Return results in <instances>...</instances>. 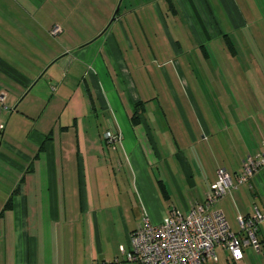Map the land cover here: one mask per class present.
<instances>
[{
  "label": "crops",
  "instance_id": "crops-1",
  "mask_svg": "<svg viewBox=\"0 0 264 264\" xmlns=\"http://www.w3.org/2000/svg\"><path fill=\"white\" fill-rule=\"evenodd\" d=\"M50 2L61 17L49 19ZM85 6L99 7L100 25L76 42L71 33L87 21L78 13ZM135 21L137 53L129 33ZM56 25L57 39L50 32ZM64 33L69 44L60 40ZM129 61L144 65V79L166 80L161 65H209L236 77L223 82L227 94L207 95V110L191 104L186 115H171L185 124L169 126L168 140H156L144 122L149 144L138 143L125 106L140 100L131 91ZM227 101L237 103L232 117L239 120L217 141L210 135L224 128L226 111L216 112L214 103ZM257 101L264 102V0H0V264H140L127 262L119 247L130 248L143 216L158 224L173 210L185 214L204 203L218 168L234 179L248 156L263 153L264 111L251 106ZM70 103L77 108L66 112ZM98 105L120 136L118 174L111 160L86 158L103 143L87 137L78 118L85 109L97 115ZM197 144L207 150L206 163L173 158ZM211 209L237 233V217L264 213V163ZM257 236L259 248L248 246L238 264H264V221ZM215 254L208 264H229L222 247Z\"/></svg>",
  "mask_w": 264,
  "mask_h": 264
},
{
  "label": "rangeland",
  "instance_id": "rangeland-1",
  "mask_svg": "<svg viewBox=\"0 0 264 264\" xmlns=\"http://www.w3.org/2000/svg\"><path fill=\"white\" fill-rule=\"evenodd\" d=\"M86 8L89 7H80L81 12L78 13H86L88 15L87 21L81 23L83 27H80V29H77L75 32L71 33V38H73L76 42L79 41V34L83 35L94 33L95 29L100 25V23L94 18L97 11H99V7H92L94 9L91 11H87ZM45 11L47 12V15L50 20H52L53 18L57 19L58 17H61L64 14L62 8L52 5L51 2L50 5L46 6ZM137 24L138 23L135 21L134 27L131 26L129 31V33L131 34L130 41L134 43L135 53H137L138 50H142V44L140 39L141 34L138 38L139 27ZM125 29L126 31L129 30L127 28V25H125ZM63 36L65 39L68 36V33H64ZM57 37L58 35L54 36V38L56 39ZM71 38L60 40H63V42L66 41L69 44ZM127 55H129V52H125V57H127ZM130 61L127 63V66L129 68V72L131 74L130 76L134 84V86H132L131 88V91L138 94L140 96V100L132 102L133 104L129 103L131 104L130 106L125 103V106L126 109H130V111L132 110V112H130L129 114V120L132 121L135 126H137L136 141H138V143L139 139L141 141V138H144V140L149 144L147 134L148 132L146 126L144 125V122H148V124L146 125L147 127H151V132L153 133V137L156 138V140L159 137L160 139L168 140L169 126H175L174 122L177 120L178 122H180L179 125L185 124L181 123L183 122V119H172V116L177 117L179 115H186V112H190L189 105L191 104H194V107L196 105V108L199 111L201 110L203 112L207 110V95H209L210 93L219 95L220 93L227 94L230 87L225 86L223 82L230 79L235 80L234 77H236L232 73V71L224 70V73H222V71H219L216 67H210L209 65H178L179 67L174 70H172L173 65H161L162 69L166 72V80L162 75L158 79L154 80L152 77L146 75L147 79H144L143 76L139 77V74L142 73L141 68L144 65H132ZM77 104L78 103H70L69 106L66 108V112H68L75 105L77 108ZM236 104L237 103H235L234 101L214 103L216 112L224 110L226 111L224 113L226 116L221 118V125L224 126V128L222 130H215L210 135V138L216 137L217 141H219V139L223 140L225 135L222 133V131H227V129L231 130L234 121L239 120L235 117H232V115L235 116L234 106ZM238 104L241 106L247 105V103L243 102ZM251 106H253V108L255 107L260 109L261 111H264V102H252ZM143 110L146 111V114ZM87 112H89V110L85 109V112L81 113V116L80 118H78V121L81 120L85 125L87 137H92L95 135L97 137L99 136V139H101V143H103V145H101L103 148L97 149V146L94 147V150L89 151L90 155L87 154L86 158L89 160L93 158H97V160L100 159V163H103L105 159H107L108 162H110L111 160L113 168H110L111 170L113 169V174H118V169L116 168L117 165L115 164V162L117 159H119V152L115 149L116 144L114 143L117 139L114 141L105 135V132L114 135V133L108 128L107 124L105 123L106 116H104V112L99 108V105L96 110L97 115H94V113L91 114L90 112ZM144 114L146 115V119L143 117ZM112 119L114 120L115 124L122 125L120 119L117 120L116 117H113ZM162 128L166 129L164 133H162ZM196 146L197 148H193L194 150L188 151L187 154L183 149L179 150L178 152L173 151V158L176 157L177 159L189 160L194 159L200 162L203 161L205 163L209 161V156L206 148L204 146L201 147L199 144H197ZM150 147L151 145H148V151ZM166 153L168 154V152H161V154L163 155ZM165 158L171 159V156L167 155L165 156ZM171 168L173 174L179 177L180 174L178 175V171L172 164ZM157 171L158 163H155L154 165L150 166V173L152 179H157ZM180 183L184 184V182H182V178L180 179Z\"/></svg>",
  "mask_w": 264,
  "mask_h": 264
},
{
  "label": "built area",
  "instance_id": "built-area-1",
  "mask_svg": "<svg viewBox=\"0 0 264 264\" xmlns=\"http://www.w3.org/2000/svg\"><path fill=\"white\" fill-rule=\"evenodd\" d=\"M58 31L56 25L51 34ZM105 135L114 141L120 138L108 132ZM263 163L264 151L259 158L248 156L234 179L224 168H218L204 203L191 206L185 214L173 210L158 224L143 216L131 235L130 248L119 247L124 259L140 264H208L216 260L215 248L222 247L228 253L229 263L238 264L248 246L259 248L257 231L264 213L256 210L252 215L237 217V233L230 228L223 212L211 206L235 184L247 180Z\"/></svg>",
  "mask_w": 264,
  "mask_h": 264
},
{
  "label": "trees",
  "instance_id": "trees-1",
  "mask_svg": "<svg viewBox=\"0 0 264 264\" xmlns=\"http://www.w3.org/2000/svg\"><path fill=\"white\" fill-rule=\"evenodd\" d=\"M52 28H53V27H52ZM52 28H51V29H52ZM50 32H51V30H50ZM113 133H114L115 135L119 136V134H118V133H115V132H113ZM229 264H231V263H229Z\"/></svg>",
  "mask_w": 264,
  "mask_h": 264
},
{
  "label": "water",
  "instance_id": "water-1",
  "mask_svg": "<svg viewBox=\"0 0 264 264\" xmlns=\"http://www.w3.org/2000/svg\"><path fill=\"white\" fill-rule=\"evenodd\" d=\"M116 10H117V9H116ZM115 14H116V11H115V13H114V15H113L112 19H113V18H115Z\"/></svg>",
  "mask_w": 264,
  "mask_h": 264
}]
</instances>
